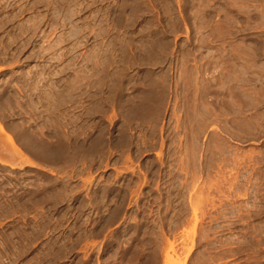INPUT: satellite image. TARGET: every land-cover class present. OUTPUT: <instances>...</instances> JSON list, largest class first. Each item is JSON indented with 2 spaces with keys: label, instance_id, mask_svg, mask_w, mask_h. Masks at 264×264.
Instances as JSON below:
<instances>
[{
  "label": "rangeland",
  "instance_id": "rangeland-1",
  "mask_svg": "<svg viewBox=\"0 0 264 264\" xmlns=\"http://www.w3.org/2000/svg\"><path fill=\"white\" fill-rule=\"evenodd\" d=\"M0 125V264H264V0H0Z\"/></svg>",
  "mask_w": 264,
  "mask_h": 264
},
{
  "label": "bare ground",
  "instance_id": "bare-ground-1",
  "mask_svg": "<svg viewBox=\"0 0 264 264\" xmlns=\"http://www.w3.org/2000/svg\"><path fill=\"white\" fill-rule=\"evenodd\" d=\"M0 131H1V132L4 131L1 125H0ZM7 141L12 145V147H13L15 150H18V148L15 147V142H14V140L12 139V137L8 136V137H7ZM8 142H7V143H8ZM18 152H20V151L18 150ZM169 260H170V257H167L166 264L169 262Z\"/></svg>",
  "mask_w": 264,
  "mask_h": 264
}]
</instances>
